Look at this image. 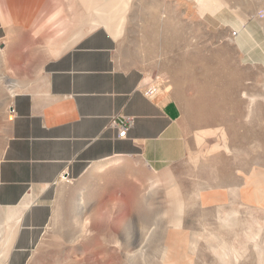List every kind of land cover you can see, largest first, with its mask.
I'll list each match as a JSON object with an SVG mask.
<instances>
[{"label":"rangeland","instance_id":"obj_1","mask_svg":"<svg viewBox=\"0 0 264 264\" xmlns=\"http://www.w3.org/2000/svg\"><path fill=\"white\" fill-rule=\"evenodd\" d=\"M105 2L93 26L112 35L98 23ZM35 19L17 39L0 25V164L16 97L62 51V28L39 37ZM114 38L137 90L178 101L185 156L160 170L127 156L93 189L61 176L34 229L0 207V264H264V0H131ZM118 115L117 136L115 122L134 124Z\"/></svg>","mask_w":264,"mask_h":264},{"label":"crops","instance_id":"obj_2","mask_svg":"<svg viewBox=\"0 0 264 264\" xmlns=\"http://www.w3.org/2000/svg\"><path fill=\"white\" fill-rule=\"evenodd\" d=\"M124 1L106 0L98 8V23L114 37L124 30L131 0ZM94 5V0H0V25L14 32L11 39L35 31L36 16L44 23L39 37L49 28L63 30L61 43L51 47L62 51L46 63L37 89L15 99L0 164V207L20 208L33 229L46 220L37 208L47 206L46 195L61 176L93 189L99 176H120L127 156L160 170L187 151L178 101L168 92L149 99L136 89L140 75L121 61L120 39L93 26ZM119 113L134 116L122 138L109 127Z\"/></svg>","mask_w":264,"mask_h":264},{"label":"built area","instance_id":"obj_3","mask_svg":"<svg viewBox=\"0 0 264 264\" xmlns=\"http://www.w3.org/2000/svg\"><path fill=\"white\" fill-rule=\"evenodd\" d=\"M132 123H133L132 118H127L126 120H123L120 123L115 122V125H117L119 128L118 136L119 137H125L128 133L129 127L132 125Z\"/></svg>","mask_w":264,"mask_h":264}]
</instances>
